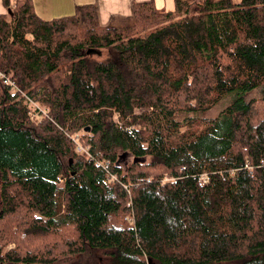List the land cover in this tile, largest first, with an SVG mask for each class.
<instances>
[{
  "label": "trees",
  "instance_id": "obj_1",
  "mask_svg": "<svg viewBox=\"0 0 264 264\" xmlns=\"http://www.w3.org/2000/svg\"><path fill=\"white\" fill-rule=\"evenodd\" d=\"M3 4L0 264H264V0Z\"/></svg>",
  "mask_w": 264,
  "mask_h": 264
},
{
  "label": "crops",
  "instance_id": "obj_2",
  "mask_svg": "<svg viewBox=\"0 0 264 264\" xmlns=\"http://www.w3.org/2000/svg\"><path fill=\"white\" fill-rule=\"evenodd\" d=\"M36 15L42 19H52L60 16L71 15L76 5L94 4L98 9V20L101 25L110 24V19L115 16L129 18L133 14L134 5L141 2L156 0H31ZM157 7V6H156ZM158 9H162L157 7ZM6 12L3 0H0V14Z\"/></svg>",
  "mask_w": 264,
  "mask_h": 264
},
{
  "label": "rangeland",
  "instance_id": "obj_3",
  "mask_svg": "<svg viewBox=\"0 0 264 264\" xmlns=\"http://www.w3.org/2000/svg\"><path fill=\"white\" fill-rule=\"evenodd\" d=\"M156 6L162 8L164 10H172L175 7V0H156ZM130 19H131V17L122 18L121 16H115L114 18L110 19V21H111L110 23L111 24H123V23L129 22ZM108 53H109L108 49H102L101 50V54L97 55V57L99 59H102V58L106 57L107 55H109ZM111 53L113 54V51H111ZM260 94H261L260 88L253 89V90L247 92L244 95V98L247 100V99L259 97ZM230 100H231L230 97H226V98L222 99L218 104H216L209 111H207V112H198L196 114L199 115V116H205V117L216 116L224 107H226L230 103ZM36 107L40 108L42 113H47V109L45 107L44 108L43 107H39L37 105V103H34V105H32V106L30 105V111H32V114H31L30 118H31V121L33 123H39L42 120V118L40 116H37V117L35 116V113H37V111L35 110ZM140 111H141V109H137L136 113H138ZM115 117H116V114H115ZM77 133L79 135H82V136H88L89 135L88 132L84 131V130H79ZM130 161H131V157L126 155V156H124L121 159L120 165L122 167H125L126 163H129ZM1 182L2 181L0 180V185H1ZM10 247H14V243L13 242L9 243L6 248H10Z\"/></svg>",
  "mask_w": 264,
  "mask_h": 264
},
{
  "label": "built area",
  "instance_id": "obj_4",
  "mask_svg": "<svg viewBox=\"0 0 264 264\" xmlns=\"http://www.w3.org/2000/svg\"><path fill=\"white\" fill-rule=\"evenodd\" d=\"M0 78L3 79V82L8 86L10 87V90L11 91H14L16 89V86L14 84V82L8 77L6 76L5 74L1 73L0 72ZM29 104L32 106L34 105V103L31 101V100H28ZM30 113V116L32 114V111H29ZM76 150L78 152H85L87 155H89V153L87 152V149L82 147L79 143H76ZM103 168H106V163L104 164V167ZM106 176L108 179H112V178H115V175L114 174H111L109 172L106 173Z\"/></svg>",
  "mask_w": 264,
  "mask_h": 264
}]
</instances>
